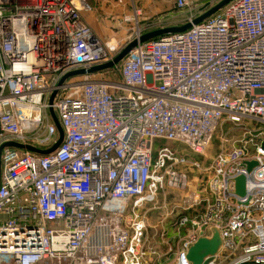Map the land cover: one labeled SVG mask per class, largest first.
<instances>
[{
	"label": "built area",
	"instance_id": "obj_1",
	"mask_svg": "<svg viewBox=\"0 0 264 264\" xmlns=\"http://www.w3.org/2000/svg\"><path fill=\"white\" fill-rule=\"evenodd\" d=\"M175 7L193 12L192 0ZM83 11L85 0H0V146L51 148L50 108L64 130L51 154L2 151L0 264H192L189 249L213 228L222 247L208 264H264V0H232L199 24L204 12L189 17L176 25L191 23L187 31L138 42L117 66L60 84L122 44L104 45ZM139 16L124 18L136 24L124 47L167 28L144 31ZM223 120L256 127L238 140L222 133L207 167L155 147L206 157ZM189 171L205 173L203 190L190 192ZM167 188L186 193L179 210ZM145 205L164 210L156 226Z\"/></svg>",
	"mask_w": 264,
	"mask_h": 264
},
{
	"label": "rangeland",
	"instance_id": "obj_2",
	"mask_svg": "<svg viewBox=\"0 0 264 264\" xmlns=\"http://www.w3.org/2000/svg\"><path fill=\"white\" fill-rule=\"evenodd\" d=\"M219 1H221V0H192L193 12L189 13V11H187V10L177 9L175 7V0H168V3H169L171 10L169 9L170 10L169 11L167 9L165 12H163V14H162L163 18H161L160 21H154V22L148 21L147 23L138 21L137 24L139 25V27L141 29H144V31L151 30V29H154V28H157L160 26H165V27L176 26L179 24H183L187 20V18H189V17H194L195 15H197L199 13H203V12L205 13V10H203V9H205L207 7L212 8ZM130 7H131L130 5H127V9H129ZM135 11H136V9L134 8V15L133 16L130 15L131 17L135 16ZM88 13H85V14L83 13L85 18H87V19L89 18ZM90 21L92 23L98 24L100 26L101 30L97 32L95 30V28L93 27L92 23H90L92 25L93 29L97 32V35H98L97 37L101 40V42L104 45L109 46V44H110L111 47L117 46V41L112 40L115 37H109L110 34L107 33V30H104V29H107V23H105L103 21H99V20L93 22L92 19H90ZM126 24H127L128 29L129 28L132 29L136 25L133 23H126ZM101 26H102V28H101ZM111 29H112V27H111ZM120 38H123V42H120V44L121 43L122 44L118 47V50L116 49L115 51H112L110 53L111 56H116V54H118L124 48V45L126 43H128V41L130 40L129 35H127L126 32ZM111 43H112V45H111ZM111 47H108V48H111ZM255 125H256L255 123H253V122L251 123L248 120L242 121L237 125L232 124V123L230 124L226 120H223L221 122L219 130L217 131V133L213 137V140H212V143L210 145L209 150L206 152V157L193 155L187 148L182 147L178 143H172V142H167V141H158L155 144V147L161 148L164 146H168L172 150L179 151L181 154H185V155L189 156L190 159L199 160L200 162H202V165L204 167H207L209 165V160L215 155L216 152L219 151L220 142H219L218 138L222 135V133L226 134L225 136H227L229 139L238 140L244 136L245 128L251 129V127H256ZM189 170H191V169H189ZM204 174H205L204 172L189 171L188 178L190 181V185H189L190 186V188H189L190 192L201 191L204 189V185H205ZM185 194H186L185 192H178V191L171 190V189L167 188L166 192H165V196L167 198V203L170 204L171 208H175V210H179L178 205L180 204V202H182ZM163 201H164V194H160V196L157 200L156 207H160L162 205ZM151 209H152V206H150V205L146 206L145 205L144 209L142 211L148 212L147 217L149 219L150 225L156 226L160 222L161 218L164 216L165 213H164V210H162V209H156V210H151ZM151 234H153V232H151Z\"/></svg>",
	"mask_w": 264,
	"mask_h": 264
},
{
	"label": "water",
	"instance_id": "obj_3",
	"mask_svg": "<svg viewBox=\"0 0 264 264\" xmlns=\"http://www.w3.org/2000/svg\"><path fill=\"white\" fill-rule=\"evenodd\" d=\"M232 0H221L218 2L215 6L207 10L205 13L197 17L193 24H199L203 21L207 20L208 18L212 17L216 13H218L221 9H223L226 5H228ZM192 26L191 23L182 25V26H174V27H167L162 28L158 30H154L151 32H147L143 34L139 40H134L131 43H129L126 47H124L112 60L109 62L103 63L101 65H97L94 67H91L90 69H82L78 71H73L63 77L60 84L64 83L67 79L75 76H82V75H90L98 72H102L108 69H111L115 66H117L121 61L128 55L129 52H131L138 44V42H147L155 38H159L161 36L171 34V33H182L190 29ZM56 93H54L50 99V103H53L54 97ZM50 115L52 117V120L58 130V139L55 142V144L49 148V149H40L32 145H24L20 144L18 142L14 141H8L0 146V182H1V156L2 151L6 147H12L20 150H26L28 152H32L39 155H48L53 152H55L59 146L62 144L64 139V130L57 118V115L53 108H50ZM264 147V142H263ZM256 165L255 162H249L247 164L248 171H251V169ZM245 183L246 179L244 176H240L236 179V193L240 196H244L246 194L245 190ZM213 234L210 238L201 237L199 240L191 246L188 252L187 259L192 264H208L210 261H212L215 257V255L220 251L222 247V240L220 236V232L217 228H213L212 230Z\"/></svg>",
	"mask_w": 264,
	"mask_h": 264
},
{
	"label": "crops",
	"instance_id": "obj_4",
	"mask_svg": "<svg viewBox=\"0 0 264 264\" xmlns=\"http://www.w3.org/2000/svg\"><path fill=\"white\" fill-rule=\"evenodd\" d=\"M85 2L91 7L89 13L82 12L85 22L92 28L96 36H98L97 32L101 30L100 26L92 23L90 19L93 22L99 20L107 23V29L104 30H107V33L110 34L109 37H115L112 40L117 41V44L118 42H123L124 37H120L125 32L130 36L131 28L128 29L127 24L123 21L126 16L134 15V8L140 13L138 21L145 23L148 21H160L163 18V12L170 9L168 0H85ZM127 5L131 7L127 9ZM83 13H88L89 18H85ZM90 23H92L97 32Z\"/></svg>",
	"mask_w": 264,
	"mask_h": 264
},
{
	"label": "bare ground",
	"instance_id": "obj_5",
	"mask_svg": "<svg viewBox=\"0 0 264 264\" xmlns=\"http://www.w3.org/2000/svg\"><path fill=\"white\" fill-rule=\"evenodd\" d=\"M113 43V42H112ZM112 43H111V45H112ZM114 45V44H113Z\"/></svg>",
	"mask_w": 264,
	"mask_h": 264
}]
</instances>
